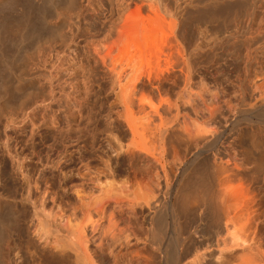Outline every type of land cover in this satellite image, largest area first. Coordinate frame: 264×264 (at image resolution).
Returning <instances> with one entry per match:
<instances>
[{
	"label": "bare ground",
	"instance_id": "obj_1",
	"mask_svg": "<svg viewBox=\"0 0 264 264\" xmlns=\"http://www.w3.org/2000/svg\"><path fill=\"white\" fill-rule=\"evenodd\" d=\"M51 1L50 3L55 2V0ZM70 1L72 3V0ZM143 1L145 0H142V3ZM163 1L158 0L162 4ZM197 1L191 0L190 6L195 7ZM215 1L210 0L209 3L215 4ZM217 1L216 6L219 4ZM254 4L264 9V0H254ZM257 4L260 5L257 6ZM42 15L38 14L39 17ZM21 20H23L24 30L30 32L36 28L37 24L35 28H32L34 24H31L32 18L30 21L29 14H24ZM196 22L193 20L195 24L190 27L192 34H190L191 38H188L183 28V23L186 24V22L182 19H125L118 29L114 32L111 30L106 37L107 41L116 37L112 46L110 44V47L109 45L106 47V40L105 43L102 41L107 49L102 55L106 57L101 58V54H97L105 63L99 61L103 66L108 65L106 61L111 59L116 50H121L123 47L130 50L134 46L136 50H139V54H143L150 47L155 50L161 43L163 47L160 48L161 44L159 47L161 51H159L162 56L165 54L164 63L165 61L166 63L165 66L160 67L164 66V70L159 68L158 71L156 70L157 74L149 73L148 79L146 78L148 82L142 83H149L148 88H152L153 91L150 90L153 93L154 90L158 92V94L155 93L159 95L157 98L153 97L154 95L149 96L152 94L151 91L147 94L148 84L140 89L148 91H141L148 95L146 98L145 94L138 92V85L144 71L139 64V66L135 64L134 58V63L132 61V63L129 62L130 64L127 63V66H123L124 68L120 71L117 70L119 67L116 69L108 65L115 85L120 86V83L128 78L131 80L129 79L128 88L124 91L120 90V106L123 112H116L111 118L108 150H106L109 155L105 160L106 170L92 172L89 168H84L89 164L83 161L84 153L81 152L83 148L77 147L76 151L69 149L70 153L67 148L61 151L63 158L60 159L57 167L62 171V182L66 191L63 198L66 206H63V209L65 208L63 213H61L63 209H58L60 213L56 215L61 214L60 218L58 217L59 223L51 219L58 224L56 225L58 228L56 226L53 228H57L56 238L60 242L56 238L55 240L62 246L60 250L63 255L59 257L61 264H95L92 256L94 250L92 251L90 247L93 244L96 246L97 239L100 241L97 247L101 245L99 247L104 248L106 243L105 257L108 264H264V169L262 170L264 166V57H257L253 53L244 60L245 79L241 84L248 82L250 97L244 95L233 101L226 99V96L224 98L225 93L222 92H220L222 97L219 92L214 95L211 93V98L210 95L204 96L206 95L204 92L200 93L203 95H196L199 93L197 91L194 95L193 86L195 77L200 76L197 75L199 68L203 69L209 65L210 57L234 38L233 35L216 37L209 29H203L202 25ZM261 23H264V18L259 24ZM249 29L247 31L249 38L246 42L249 43V51H251V43L257 39L255 37L257 30L252 28V25ZM6 30L8 31V27ZM6 30L4 31L7 32ZM22 40H20L21 43L27 42ZM100 46L103 47V45ZM96 49L95 54L101 51ZM151 49L148 51H152ZM157 50L155 53L159 52ZM155 53L152 51L151 54ZM161 53L158 54L161 55ZM258 79L259 82L261 80V84L256 83ZM139 93L141 95L138 96ZM73 160L81 165L83 162L85 165L82 170H86L81 172L77 169L76 174H73L74 171L71 174L68 169L72 166ZM17 164V169L28 184V192L31 193L32 188L38 187V183L35 182L33 187L26 165L22 161ZM102 179H108L109 182L106 181L108 183L103 184ZM76 180L84 183L81 185L79 182L83 188L89 183L91 193L93 190L101 193V200L97 197L100 202L94 199L92 201V197H88L91 193L88 196L84 195L86 189L81 190L80 185L75 184L72 190L77 205L69 201L73 205L70 207L67 201L69 200L68 192L71 189L69 185ZM92 202L98 206L95 207ZM92 206L96 209L94 210ZM91 208L100 216L108 213V221H105L108 222L106 231H103L102 224H94V221H91L95 220L90 219L92 218ZM78 213H80L79 216L82 215L81 224L78 222L81 220L78 218ZM3 232L0 234V243L3 242V236H7L2 234ZM2 244L0 245L3 248L0 249V264L13 263L10 262L9 250L4 248L6 246L4 243ZM100 253L98 258L104 251ZM94 257L97 259L96 256Z\"/></svg>",
	"mask_w": 264,
	"mask_h": 264
},
{
	"label": "rangeland",
	"instance_id": "obj_2",
	"mask_svg": "<svg viewBox=\"0 0 264 264\" xmlns=\"http://www.w3.org/2000/svg\"><path fill=\"white\" fill-rule=\"evenodd\" d=\"M50 1L13 0L12 2V0H0V15L2 16L0 17V31L2 30L0 34V234L4 231L2 234L7 235L3 236L5 239L3 238L4 240L2 239L3 242H1L6 245L4 248L9 250L10 262H13L10 264L62 263L60 259L63 255L62 250H60L62 246L59 245L61 243L58 244L60 240H57V233L55 232L58 224L53 221L57 220L56 222L59 223L58 219L61 214H56L60 213L59 210L63 209V206H66V201L63 198L66 191L62 182V171L57 166L61 161L60 159L63 158L61 155L64 148H67L70 153V150L75 149L76 151L78 147V149L86 148L85 150L81 149V152L84 153V163L89 165L87 164L88 167H84L85 164L82 162V165L79 163L81 165L79 166L78 161L75 162L77 157L79 158L77 156L75 160L71 161L72 164L70 162L72 165L68 169L70 173L74 171L72 173L76 174L77 169L81 172L86 170H82L83 167L89 168L92 172L106 170L105 160L109 155L106 150H108L111 118L116 112H123V108L120 106V90L124 91L130 84V78H128L123 80L120 86L119 84L115 85L112 75L110 76V67H119L116 69L120 71L124 68L123 66H127V63L130 64L135 59V64H139L140 66H138L144 71V73L142 72L144 80L141 78V85L139 83L137 90L140 93L141 91L144 92L145 89H140L145 88L148 84L146 87L149 92H145L149 94L153 91L152 88H148L149 83H142L148 82L149 73L157 74L161 65L165 66V54L163 53L164 56H162L159 49L162 43H159L160 46L158 47L155 46L158 48V50L157 48L155 50H160L158 53H161V55L155 53V50H152L151 47L150 49L155 53L154 55L151 54L152 51H148L150 49L145 50L147 53H140V55L139 50H136V47L134 48L132 45L133 47L130 50L127 47L116 50L112 54L110 62L106 61L110 67L108 65L103 66L105 63L99 58L106 57V55H102L104 50L107 51L105 48L108 45L110 47V44L112 46L116 40V37L106 40L111 30V32H114L118 29L125 19L146 20L158 18L160 20H172L178 18L186 22V24L183 23V28L188 38H191L190 34H192L190 27L195 24L193 20L194 22L197 21V24H201L202 26H200L203 29H209L216 37L223 38L226 35H233L234 38L231 41L227 42L219 52L210 57L209 65L203 68L204 70L199 68V73L202 69L201 73L197 74L200 76L196 75L197 78L195 77L193 94L195 95L197 91L199 93H196V95L204 92L206 94L204 96L208 97L210 95V98L218 92L225 93L223 97L226 96V99L229 98L233 101L238 100V97L239 99L244 97V95L250 97L248 82L247 84L243 83L244 85L241 84L245 79L244 60L249 54L253 53L257 57H264V23L259 24L264 18V9L256 7L254 0H216L220 4L218 6H216L215 0V4H210V0H198L195 7L190 6L191 0H164L163 4L162 2L159 3L158 0H145L144 3H142V0H72V3L69 0H60V2L55 0L57 5L52 2L54 0L51 1L53 4ZM147 1L148 3H145ZM33 4L34 7H32ZM259 5L257 4V6ZM24 14L30 15V21L32 18L31 24H34L32 28H35L36 24L38 25L33 29L35 30L34 34L30 33L33 30L30 32L24 30L23 20H21ZM38 14L42 16L39 17ZM1 24L5 26V29L1 27ZM250 25L257 30L255 35L257 39L251 43V51H249V43L246 42L249 38L247 31L250 30ZM6 27H8V31L9 29L10 31L13 30L12 33L16 35L9 34L10 31L8 32ZM35 32L38 33V38H36ZM22 37L27 42L21 43ZM27 37L32 41H28ZM105 40L107 43L104 42ZM100 45H103V47ZM162 47L163 44L160 48L162 49ZM95 49L97 51L99 49L103 50L102 53L101 51L96 52V54H101L100 57L99 54H95ZM99 61H102L103 64ZM199 62L201 61L199 60ZM164 66L160 69L164 70ZM250 82L252 83V80ZM258 82L259 79L256 80V83ZM154 91L149 96L159 97V95H155L157 91ZM143 92L141 94H145L146 98L148 95ZM140 93L138 96L141 95ZM19 161L26 165L27 173L31 176L32 186H35V182L38 183V187L32 188L31 193L28 192L25 177L17 169ZM106 181L108 179H102L103 184L109 182ZM79 182L81 185L84 184L81 181ZM79 182L76 180L69 185L71 189L68 192L69 200L67 199V201L72 202L73 205H77L75 204L77 201L74 199L75 195L72 189L75 184L79 186ZM87 185L89 183L85 184L84 188L81 187V190L85 191L86 189L84 195L88 196L91 193V185ZM66 190L69 191V189ZM93 193L88 197H92V201L94 199V201L98 200L100 202L101 193L96 190H93ZM97 197H100V200ZM72 204L70 203V207L73 206ZM94 206L92 208L95 210ZM92 208L91 214L93 212ZM64 209L61 213L64 212ZM95 213L92 215L94 217L98 215L97 218L99 219L90 214L92 217L90 219H95L91 221H94V224H102L103 231H106L108 222L105 221H108V213L101 216L97 211ZM40 218L41 220H39ZM78 218L80 220L82 215ZM78 222L81 224L82 219ZM55 226L56 229H54ZM37 231L40 234L35 233ZM96 242L97 244L100 243L98 239ZM97 244L96 246L93 244L95 247H90L92 251L94 250V253L92 252L94 255L91 254L95 264L97 260V264H108L105 257L107 254L106 243H104V248H100L101 245L97 247ZM2 246H0V249ZM102 249L104 253L98 258L100 252H103ZM94 256L97 259H94ZM55 260L56 262H54Z\"/></svg>",
	"mask_w": 264,
	"mask_h": 264
}]
</instances>
